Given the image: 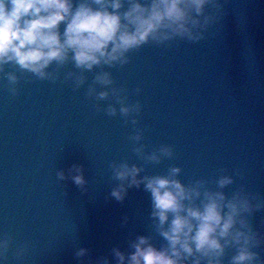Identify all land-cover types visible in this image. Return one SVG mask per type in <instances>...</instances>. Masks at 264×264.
I'll return each mask as SVG.
<instances>
[{"label":"water","instance_id":"water-1","mask_svg":"<svg viewBox=\"0 0 264 264\" xmlns=\"http://www.w3.org/2000/svg\"><path fill=\"white\" fill-rule=\"evenodd\" d=\"M220 3L222 16L204 40L145 45L124 67L105 69L128 89L130 102L142 104L136 127L144 130L145 151L174 148V158L160 164L132 152L130 121L96 111L95 104L108 101L87 98V85L74 91L63 82L72 64L55 82L17 72L15 96L0 74V238H13L0 264H102L103 258L116 264L112 249L127 253L140 235L152 236L159 248L150 193L141 185L122 202L111 197L119 183L112 161L141 165V176L166 174L175 165L184 183L212 179L224 168L235 179L226 192L244 185L264 197V0ZM87 75L90 83L93 73ZM73 164L83 165L86 192L71 179L57 180L56 172L67 176ZM251 222L264 234V210ZM21 246L26 251L17 258ZM80 248L88 251L78 259ZM254 250L264 258V246Z\"/></svg>","mask_w":264,"mask_h":264},{"label":"clouds","instance_id":"clouds-1","mask_svg":"<svg viewBox=\"0 0 264 264\" xmlns=\"http://www.w3.org/2000/svg\"><path fill=\"white\" fill-rule=\"evenodd\" d=\"M222 9L220 0H0V74L15 96L17 72L55 82L72 64L75 70L63 72V82H70L74 91L87 85V98L108 101L95 104L96 111L119 115L126 124L130 121L135 129L129 136L132 152L140 160L160 164L174 158V148L161 144L145 151L144 130L136 127L142 104L130 102L128 89L116 86L112 72L105 69L124 67L130 54L145 45L204 40ZM87 73H93L90 83ZM135 92L139 95L141 88ZM109 167L119 182L110 193L117 201L125 199L128 189L141 185L150 193L152 227L163 241L157 248L152 236H137L127 253L112 249L116 264H225L229 250L234 252L228 264H264L254 250L264 246V234L251 222L256 212L264 210V197L244 185L226 192L235 184L228 169H220L212 179L184 183L179 178L182 168L175 165L166 174L143 176L144 167L127 159L112 161ZM56 177L71 179L87 191L83 165L73 164L67 176L58 170ZM12 239L8 234L0 238V258L8 259ZM25 251V246L18 248L17 258ZM87 251L80 248L75 255L79 259ZM102 264H109L108 259L103 258Z\"/></svg>","mask_w":264,"mask_h":264}]
</instances>
